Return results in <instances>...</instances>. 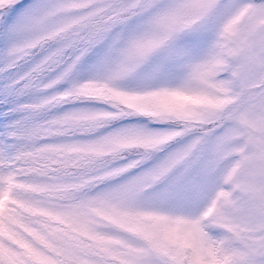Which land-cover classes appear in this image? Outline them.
I'll list each match as a JSON object with an SVG mask.
<instances>
[{
	"label": "snow or ice",
	"instance_id": "obj_1",
	"mask_svg": "<svg viewBox=\"0 0 264 264\" xmlns=\"http://www.w3.org/2000/svg\"><path fill=\"white\" fill-rule=\"evenodd\" d=\"M125 33L127 47L116 49ZM183 36L192 37L201 51H186L143 71L161 48ZM0 55L5 57L0 102L9 109L4 114L9 123L0 129V264H264V0H0ZM89 70L93 75L87 81L95 80L114 96H143L164 105L179 95L201 96L206 84L224 94V99L213 96L208 108L187 112L154 110L144 101L125 108L106 97L97 103L108 110L89 117L104 130L95 142L113 152L137 140L155 148L162 140L190 136L168 167L209 153L178 210L139 204L145 185L167 167L144 175L129 172L132 165L117 167L106 175L125 179L92 192L87 181L67 183L68 173H50L48 163L38 166L36 157L50 149L93 150L90 145L52 147L41 140V133L53 135L54 125L77 119L71 114L33 120L69 98L85 102L81 94L89 83L74 82L73 76ZM132 79L140 85L126 87ZM25 89L50 94L38 103L20 104L16 97ZM20 112L25 115L15 118ZM170 118L183 123L165 127ZM195 118L201 120L198 131L191 123ZM152 120H160V127L150 125ZM53 187L66 203L32 194ZM209 189L211 197L202 199ZM101 213L174 218L182 221V234L139 232L112 241L114 233L94 228Z\"/></svg>",
	"mask_w": 264,
	"mask_h": 264
},
{
	"label": "rangeland",
	"instance_id": "obj_2",
	"mask_svg": "<svg viewBox=\"0 0 264 264\" xmlns=\"http://www.w3.org/2000/svg\"><path fill=\"white\" fill-rule=\"evenodd\" d=\"M127 33L124 34L114 47L121 49L127 47ZM106 48L101 50L95 58L99 60L105 55ZM186 51H192L193 54H198L201 49L194 39L190 36L180 37L177 41L161 48L152 58L151 62L144 66L143 71L148 73L152 68L166 63L170 58H177ZM95 62V61H94ZM118 63L116 53H113L112 64ZM5 64V57L0 55V67ZM174 67V65H170ZM92 71H84L74 74L73 81L77 82L84 80L89 83V86L81 94V100L85 102H73L70 98L62 102L60 106L52 107L46 112H42L33 116L36 122L50 118L52 115H63L69 113L77 119L70 120L63 124L54 125L52 136L41 133V140H48L52 147L59 145H77L81 148L91 146L92 151L84 150H48L36 157L38 166L45 163L50 164V173L52 169H60L61 173H68L65 177L67 183H79L87 181V189L92 192L103 191L112 184L125 179L121 176H107L106 174L113 171L117 167H125L132 165L128 169L129 172L138 175L162 171L167 167V171L159 177L157 181L149 182L144 187L145 195L140 200L139 204L143 208L159 209L161 211H176L179 205L192 193L195 188V181L202 173V170L209 159V153L201 151L192 156L186 157L179 163L168 167L173 157L191 140V137L177 136L171 141L162 140L155 148L145 147L144 143L137 140L131 143L130 146L121 147L118 151L113 152L111 147L102 142H95L98 134L103 135L104 130L97 128L94 121L89 119L91 116H99L105 110H108V105L97 103V100H102L106 97L114 101H122L121 106L131 108L139 101H144L154 110H160L162 107L171 111L187 112L188 109H196L197 111L210 107L209 101L213 96L219 99H224V94L217 91L210 84L204 85L207 91L201 96L179 95L175 97V103L164 105L160 101L143 96H114L106 89L102 88L95 80L89 82L87 77L92 76ZM126 87L135 88L140 85V81L132 79L124 82ZM48 90L25 89L22 94L16 97L20 104L38 103L46 95H49ZM6 102H0V129L9 121L5 115L9 109L4 106ZM75 103V105H73ZM25 113H15V118L24 116ZM150 125L160 127V120H152L148 122ZM165 127L175 128L182 124L183 121H177L170 118L163 122ZM194 131H198L201 127L200 118H195L191 121ZM112 124H118L117 121H112ZM59 129V132L56 131ZM56 184V181H49ZM67 192H72L74 189L68 188ZM33 195L46 196V198L54 204L66 203V200H61V190L56 187L51 188L45 193L39 190L32 192ZM212 195L211 189L202 194V199H208ZM36 215L47 219L48 216L43 211H37ZM96 224L94 228L98 232H112L113 236L109 237L112 241H120L125 238H132L139 232H167L171 238H178L182 234L183 224L181 220L174 218L155 219L145 217H120L105 215L103 213L95 216ZM56 226L58 221H51ZM63 227V225H59ZM81 239L87 243H92L87 235L81 236ZM119 246V244H117Z\"/></svg>",
	"mask_w": 264,
	"mask_h": 264
}]
</instances>
